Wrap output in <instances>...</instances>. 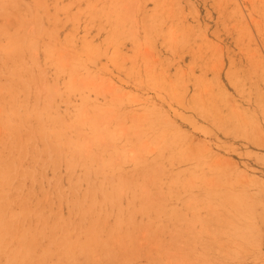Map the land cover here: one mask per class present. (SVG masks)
<instances>
[{"label": "rangeland", "instance_id": "374dc122", "mask_svg": "<svg viewBox=\"0 0 264 264\" xmlns=\"http://www.w3.org/2000/svg\"><path fill=\"white\" fill-rule=\"evenodd\" d=\"M0 264H264V0H0Z\"/></svg>", "mask_w": 264, "mask_h": 264}]
</instances>
